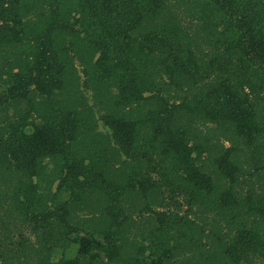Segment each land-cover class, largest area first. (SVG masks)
<instances>
[{
    "label": "trees",
    "instance_id": "1",
    "mask_svg": "<svg viewBox=\"0 0 264 264\" xmlns=\"http://www.w3.org/2000/svg\"><path fill=\"white\" fill-rule=\"evenodd\" d=\"M175 263L264 264V0H0V264Z\"/></svg>",
    "mask_w": 264,
    "mask_h": 264
},
{
    "label": "rangeland",
    "instance_id": "2",
    "mask_svg": "<svg viewBox=\"0 0 264 264\" xmlns=\"http://www.w3.org/2000/svg\"><path fill=\"white\" fill-rule=\"evenodd\" d=\"M189 16L190 15L184 13V15L182 16L183 17V22H182L183 24L182 25L186 29V32H188L189 35L191 34V36H193L194 35L193 33H196L197 30H198L197 29L198 28V26H197L198 23H197V20L196 19H194V18L190 19L191 16L190 17ZM76 66H77L76 67L77 68V74L81 78V81L84 82L83 81L84 78H83V74H82V68L79 66L78 62H76ZM82 92H83V94L85 96V100H86L87 105L89 107H92L93 108L95 118L98 120V118H99L100 115H99V112H98V107L96 106V104L94 102V99L92 98V93L90 91L85 90V89H83ZM212 127H214V126L213 125H210V124H208L207 127H202L199 124L193 123V130H195L194 131L195 134H199V133H201V134H207L209 132L207 128H212ZM99 130H101V131H103L105 133V129L101 126V124H99ZM213 134L219 136L217 133H213ZM216 139H213L212 141H209V143L216 142L217 140H219V139H217V140ZM219 142H221L225 146H228V143L224 142L223 139H221V141H219ZM207 156H208L207 153H204L203 154V159H204V164L203 165L205 167L209 164V161L207 160V158H209L211 160V158L210 157H207ZM152 208L154 210H156V211H162V209L157 208L155 206H153ZM185 208L186 207H183L182 208V210L180 211L181 212L180 215L183 214V211L185 210ZM139 217L137 215H135V218L138 221H141L143 217H140V218ZM144 218H146V217H144ZM144 222H145V224L147 223L145 219H144ZM140 223H142V221ZM144 228L146 229V227H144ZM13 231H14L13 232L14 239L16 241H19L20 240L19 237H18L19 231H21V233L24 234L26 238H28L29 240H31V242H34V240H35V237L30 232V229L29 228H20V227H18V230H13ZM146 245H147V243H145V246ZM145 255L146 256L149 255V252L146 251L145 252ZM59 256H60V253H59V255L56 256V258H58ZM175 264H177V263H175Z\"/></svg>",
    "mask_w": 264,
    "mask_h": 264
}]
</instances>
